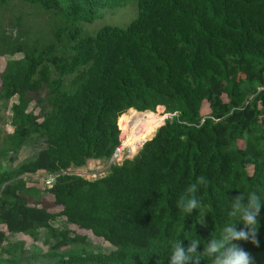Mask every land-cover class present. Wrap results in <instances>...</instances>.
<instances>
[{
	"label": "trees",
	"instance_id": "obj_1",
	"mask_svg": "<svg viewBox=\"0 0 264 264\" xmlns=\"http://www.w3.org/2000/svg\"><path fill=\"white\" fill-rule=\"evenodd\" d=\"M12 1L49 14L48 31L35 38L21 14L8 33ZM129 3L136 17L127 26L83 31L101 10ZM17 54L0 73V104L15 98L11 133L0 134V264H165L172 241H206L235 220L225 195L264 193V0H0V58ZM130 110L154 126L176 116L104 176L69 174L71 164L110 158ZM42 139L33 157L4 166ZM37 174L57 175L49 204L24 179ZM201 175L207 212L195 224L199 209L185 218L175 205ZM59 217L112 250L93 252L86 236L52 225ZM40 232L41 257L6 239L36 242ZM256 240L236 243L264 264V207Z\"/></svg>",
	"mask_w": 264,
	"mask_h": 264
},
{
	"label": "clouds",
	"instance_id": "obj_2",
	"mask_svg": "<svg viewBox=\"0 0 264 264\" xmlns=\"http://www.w3.org/2000/svg\"><path fill=\"white\" fill-rule=\"evenodd\" d=\"M206 184V177L198 176L193 183L184 188L183 194L176 201V209L185 218L193 211L197 215V209L200 210L199 220L195 224L201 223L203 214L207 212V206L197 196L200 187ZM262 195L264 193L256 191H250L247 195L239 192V195L231 199L225 195L227 198L226 216L234 217L235 220L225 224L215 238L209 236L206 241L201 240L195 235L194 230H190L194 232L195 239L180 237L172 241L165 264H204L205 259L208 264H252L249 252L236 242L248 241L253 245L257 244L259 212L264 207ZM182 240L188 241L186 247L182 245ZM198 246L202 247V251L197 252Z\"/></svg>",
	"mask_w": 264,
	"mask_h": 264
},
{
	"label": "rangeland",
	"instance_id": "obj_3",
	"mask_svg": "<svg viewBox=\"0 0 264 264\" xmlns=\"http://www.w3.org/2000/svg\"><path fill=\"white\" fill-rule=\"evenodd\" d=\"M7 11L8 12L5 13V16L7 17L6 23L8 25L7 31H8V33H11L13 36L16 35V30H18L17 27H13V25L15 23V18L21 14L26 15L27 16L26 18L30 19V23L32 26L29 27L28 23H25V25L27 24L28 26L26 25V27H29L28 29L31 28L32 32L35 33V35H36L35 38L42 36L40 34H42L45 31H48V26H51L52 18L49 14H45V13H42L41 11L36 10L35 8H31V7H27L25 5H22V4L18 3L17 1H12L7 6ZM135 17H136V6L134 3H129L124 8H120V9L101 10L99 12V18L96 19L94 22L82 24L83 31L88 35H92V34H95L103 26H116V27L123 28V27L127 26ZM21 58H22L21 54L14 55L12 57L0 58V73L2 72V70L5 66V63L8 60H18ZM14 102H15V98L12 99L5 106L0 104V111H1V118H2L1 122H0V134H2V135L4 133H6V134L11 133V127L9 125L10 115H11L10 114V106ZM207 112H208V110L206 108H204L202 114L205 115V114H207ZM130 115H134L132 110L128 111L126 116L119 120L120 129L124 128V130H125V133H123V134L125 136V141H128L126 143H131V141H130L131 137L127 136V131H126L127 128L124 127L125 125L122 123V121H123V119L128 118ZM155 115H157V113H155ZM161 117L164 120V117L163 116H161ZM145 123H147L146 119H145ZM161 125H159V126H161ZM147 126H148V124H145L144 128L141 130H143V131L147 130ZM152 126L155 127L154 125H152ZM159 126H157L155 128V131L152 134L151 138L153 137V135L155 134V132L159 128ZM134 130H135V132H134L133 138H135V136L137 134V130H139V129L134 128L133 131ZM148 136H150V135H148ZM148 136L144 137V139L147 138ZM144 139H142V140H144ZM150 139H148V140H150ZM148 140H146V141H148ZM44 145L45 144H44L43 139L39 140L35 144L26 145L21 149L20 153L17 154L11 161L8 162L7 161L8 159L6 158L3 161V164L6 167L16 166L19 163L33 157L35 154H37L44 147ZM135 150H136V148L134 149V151ZM90 162H93V161H90ZM249 173H251V169H249ZM24 179L29 186H35L36 188H39L45 192V193L43 192V198L45 199L46 203L49 204L51 202V199H52L51 196L45 191L47 188L43 183L44 182V176L43 175H41V174L27 175V176H25ZM51 211L54 213H58L60 211V208H52ZM52 225L54 227H57V228H67L76 234L86 236L87 243L93 252H99V251L109 252L112 250V248L109 245H107L101 239L94 237L90 232L79 230V229L72 227V226H68L66 224L65 220L61 217L57 218L54 222H52ZM1 229H4V228L0 227V230ZM6 239L10 242H15L18 240L24 241L25 247L27 249H29V251L33 255L38 256V257H41V255L47 251V247L45 245H43L42 232H40V238L36 242H33L31 239H29L28 237H25V236L7 235ZM40 261H43V259L38 258L36 263L40 262Z\"/></svg>",
	"mask_w": 264,
	"mask_h": 264
},
{
	"label": "built area",
	"instance_id": "obj_4",
	"mask_svg": "<svg viewBox=\"0 0 264 264\" xmlns=\"http://www.w3.org/2000/svg\"><path fill=\"white\" fill-rule=\"evenodd\" d=\"M132 111L134 115L136 116V118L138 117V115H140L142 120H136L133 123H129V120H128L126 125L124 126L127 128L126 130L127 136L131 137L130 139L131 143H126L128 141H125V136L123 134L125 133V130L124 128H122L120 129V134H119V145L114 149L113 153L111 154L110 158L107 161L105 162L104 161H93V162L88 161V163L84 167L79 168V169L70 168L67 172L69 174H75L87 180H91V179H96V178H100L104 176L111 166L121 165L124 161H131L137 155L142 145L146 142V141L139 142V140H134L133 135H134L135 130L133 131V129L134 128L136 129L138 128V126H140V124L136 125L135 123L143 122L145 118V113H147V112H136L134 110ZM131 116L132 115H130L128 118H130ZM162 116L164 117V120L162 121V124H163L164 121L172 120V118L176 115L165 114ZM135 148L136 150L134 151ZM56 176L57 175H54V174L44 176L43 183L47 189L53 185L54 179Z\"/></svg>",
	"mask_w": 264,
	"mask_h": 264
},
{
	"label": "bare ground",
	"instance_id": "obj_5",
	"mask_svg": "<svg viewBox=\"0 0 264 264\" xmlns=\"http://www.w3.org/2000/svg\"><path fill=\"white\" fill-rule=\"evenodd\" d=\"M126 120H129L130 123H133V122L136 121V120H142V118L140 117V115H138L137 118H136L135 115H132L130 118H126ZM135 124H136V125H139V124H140V126H138V129H139V130H137V134H136V136H135V138H134V140H139V142H140L142 139H144V137H146V136H148V135H151V134L155 131V128H154V127L148 128V129L145 130V131L141 130V129L144 128V125L146 124V123H145V119H144L143 122H141V123H135Z\"/></svg>",
	"mask_w": 264,
	"mask_h": 264
},
{
	"label": "crops",
	"instance_id": "obj_6",
	"mask_svg": "<svg viewBox=\"0 0 264 264\" xmlns=\"http://www.w3.org/2000/svg\"><path fill=\"white\" fill-rule=\"evenodd\" d=\"M147 122V121H146ZM146 124H148V122L146 123ZM151 127H153L152 125H150V124H148V126H147V129L148 128H151ZM157 126H155L154 128H156ZM0 227H3V226H0ZM4 228V227H3ZM1 230H3L4 231V229H1Z\"/></svg>",
	"mask_w": 264,
	"mask_h": 264
},
{
	"label": "water",
	"instance_id": "obj_7",
	"mask_svg": "<svg viewBox=\"0 0 264 264\" xmlns=\"http://www.w3.org/2000/svg\"><path fill=\"white\" fill-rule=\"evenodd\" d=\"M154 136V135H153ZM71 168H73V165L71 164V166H70Z\"/></svg>",
	"mask_w": 264,
	"mask_h": 264
}]
</instances>
